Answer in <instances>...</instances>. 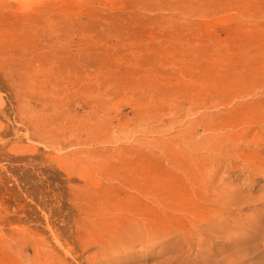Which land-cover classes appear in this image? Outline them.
<instances>
[{"label": "rangeland", "instance_id": "1", "mask_svg": "<svg viewBox=\"0 0 264 264\" xmlns=\"http://www.w3.org/2000/svg\"><path fill=\"white\" fill-rule=\"evenodd\" d=\"M262 147L264 0H0V264L229 258L233 236L210 260L157 237L199 214L264 225V199L213 201L261 196ZM133 214L159 226L148 249L83 253Z\"/></svg>", "mask_w": 264, "mask_h": 264}, {"label": "bare ground", "instance_id": "2", "mask_svg": "<svg viewBox=\"0 0 264 264\" xmlns=\"http://www.w3.org/2000/svg\"><path fill=\"white\" fill-rule=\"evenodd\" d=\"M262 149H264V147H262ZM261 168L264 169V167L262 166L260 167V169ZM217 195L218 193L215 195L216 198H214L213 201L219 202V203L222 202V204L220 203V205H222L223 207H227V206L242 207L245 204L247 206H251L250 204L257 203L260 200L264 199V191H262L261 196L258 198L253 199L252 197L247 196L245 199L244 198L242 199L243 201L241 200L237 201L236 199L230 200V197L228 198V196L227 198H225L224 197L225 195H218V196ZM221 196L223 198H221ZM112 213L113 212H111V214ZM229 215H230V212H229ZM135 217H136V214H133L132 218L131 217L129 218L124 215L119 216L120 218L119 220L121 221V223H117L116 225L112 224L111 229L103 230L104 233L100 232V235L92 234L91 240H89V242L84 241L85 243L82 242L80 244L83 253L88 250L89 244L90 246H93L96 244L95 246L98 249L102 251H107V252L108 250L112 251V248H114V250H117L118 253L119 251L125 252L124 250H128V253H132L133 249L137 245L142 246V248L144 249H148L154 240L153 238L154 237L156 238L157 236L156 234H158L160 231L159 226L157 227L156 224L155 226L151 225L148 221H145L144 219H141V218L137 219ZM192 220L193 222L189 220L190 222L187 223L186 221L185 224L182 226L180 225V227L179 226L177 227L176 225L175 227L177 230L175 232L176 235L168 234L169 238H167V236L157 237L160 239L159 243H161L162 241L164 242V243L162 242L163 246L161 245L162 248L160 249V253H163V254L164 252H167V254L176 253L177 248L175 249L170 246H174V244L178 245V243L181 242L182 240L183 242H185L190 239L192 241H191V244H187L188 247H190V249L192 248L194 249L196 247L199 252H202L201 251L202 247H205V251H206V247H207L206 245L210 240H212L213 237L215 238L218 237L221 240L225 239L227 240V243H229L230 242L229 238H231L230 236L235 237L232 244L238 245V248L233 250L229 254V258L222 257L221 260L219 261L216 260V258L211 259V257H213L212 255L213 251L212 250L210 251L211 249L210 248L208 251H206V255L209 254L207 258L209 260L211 259V261L206 262L205 260H203L204 264H244L249 257H251L252 255H257L259 252L260 245L256 241L258 238L261 239L260 237L264 238V225L259 227L255 223V219L251 216H245L244 219L236 217L233 221L235 226L230 229L228 226L229 219L224 218L225 222L222 228L226 229L225 232H219V230L216 228L218 227L219 222H217L216 220L214 222V220L209 219V215H205V214L204 215H200V214L194 215ZM164 233L165 231L163 232V235ZM55 243L58 248L62 247L61 239L59 237H55ZM39 251L42 252V249L41 250L40 249L38 250L36 248L33 249L32 252L34 256L33 255L31 257L28 256L29 263H33L37 258H40V257L42 258L44 256V255L43 256L41 255L43 252L40 253ZM66 252H70V249L67 250ZM53 253L54 251H51L50 255H52ZM96 256L101 257L102 254L97 251L95 255L92 256L90 259L95 260V258H97ZM103 258L104 257H102L101 259ZM43 259L45 258L43 257ZM166 260L167 261L165 262L163 261L164 262L163 264H167V263L169 264V262L172 263V259H169V260L166 259ZM45 264H48V260L46 261Z\"/></svg>", "mask_w": 264, "mask_h": 264}]
</instances>
